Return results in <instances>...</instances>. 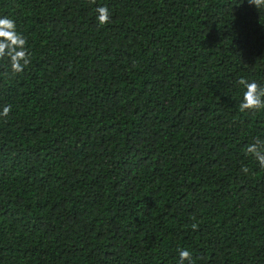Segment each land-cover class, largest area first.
I'll use <instances>...</instances> for the list:
<instances>
[{"label": "trees", "instance_id": "1", "mask_svg": "<svg viewBox=\"0 0 264 264\" xmlns=\"http://www.w3.org/2000/svg\"><path fill=\"white\" fill-rule=\"evenodd\" d=\"M5 16L31 63L0 60V264H264V169L244 153L264 109L240 112L236 83L264 85V7L0 0Z\"/></svg>", "mask_w": 264, "mask_h": 264}, {"label": "clouds", "instance_id": "2", "mask_svg": "<svg viewBox=\"0 0 264 264\" xmlns=\"http://www.w3.org/2000/svg\"><path fill=\"white\" fill-rule=\"evenodd\" d=\"M95 3V0H90ZM249 5L256 9L264 7V0H247ZM96 21L99 25H105L110 20V10L107 6H98L94 9ZM26 38L16 30L15 22L9 17H0V60L7 58L12 73H21L31 63V53L26 48ZM236 83L244 89L242 99L239 103V111H258L264 109V85L256 81H249L244 77L239 78ZM11 105H5L0 110V117H7L11 112ZM245 155H251L264 169V139L254 138L251 144L245 146ZM241 171L249 172L247 166H242ZM198 226L192 225L195 230ZM193 264L192 253L188 249L178 250L177 264Z\"/></svg>", "mask_w": 264, "mask_h": 264}]
</instances>
